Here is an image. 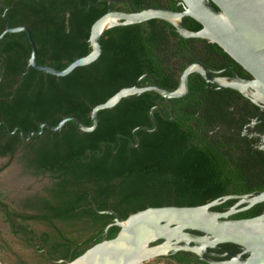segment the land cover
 Returning <instances> with one entry per match:
<instances>
[{
	"label": "trees",
	"instance_id": "1",
	"mask_svg": "<svg viewBox=\"0 0 264 264\" xmlns=\"http://www.w3.org/2000/svg\"><path fill=\"white\" fill-rule=\"evenodd\" d=\"M106 10L105 0H0V35L5 14L11 27L31 31L38 64L64 70L90 52V27ZM146 23L104 31L99 58L64 77L27 68L31 49L26 34H4L0 119L5 124L1 127H19L24 138L39 131L41 123L56 127L68 117L90 127L92 108L123 88L146 86L152 78L161 88L174 90L169 69L155 51L164 30L174 33L175 29L163 20ZM183 24L189 31L200 28L193 19L185 18ZM175 36L179 37L176 32ZM160 101L163 98L155 92L133 95L99 111L90 133L67 121L58 131L45 128L23 142L24 169L32 176L50 178V199L40 200L36 215L10 210L0 195V214L10 231L34 248L30 223L47 225L51 231L40 235L49 258L70 262L99 243L113 222L112 216L99 212L114 211L125 220L148 207L204 205L226 192L228 181L221 177L219 154L205 140L200 142L193 128H178L177 117L169 122L158 110L151 116L150 110ZM7 150L0 155L14 151ZM232 203L229 200L227 205ZM118 230L109 227L107 239ZM187 255L178 252L160 260L189 264ZM42 258L40 264L46 263Z\"/></svg>",
	"mask_w": 264,
	"mask_h": 264
},
{
	"label": "water",
	"instance_id": "2",
	"mask_svg": "<svg viewBox=\"0 0 264 264\" xmlns=\"http://www.w3.org/2000/svg\"><path fill=\"white\" fill-rule=\"evenodd\" d=\"M184 11L166 8H148L138 12L119 13L111 8L90 27V52L72 62L64 70L36 62L37 46L31 31L25 26L13 28L3 14L6 25L0 38L6 33L24 32L30 46L27 68L55 77H64L75 68L95 62L102 52L101 36L104 31L117 26L163 20L169 23L182 38L207 39L217 44L237 62L251 79H234L221 87L243 92L253 89L264 102V0H180ZM183 17H189L201 25L200 31H189L181 24ZM4 69V67H3ZM3 73V70H2ZM1 73V75H2ZM191 73L199 74L209 81L208 70L200 63L190 65L181 75L180 84L174 91H168L156 84L145 87L123 88L106 102L92 108V126L87 127L74 117H68L53 127L40 124V130L28 135L40 134L43 129L58 131L67 121H73L84 133H90L97 126V114L101 110L115 107L122 99L155 92L165 101L183 97L187 92V79ZM143 129V128H141ZM228 200H238L229 211L219 213L212 208ZM264 202V191L255 196L221 197L213 202L193 207H148L122 220L114 211H102L113 217L103 232V239L88 248L73 261L62 264H144L168 257L173 252H190L203 259L208 249H219L220 245L232 244L243 249L241 253L226 252L229 260L221 264H264V214L244 220L230 217ZM238 205L244 207L237 209ZM96 210L95 207H93ZM117 227L115 237L107 239L109 227ZM199 233L201 235H196ZM244 255H246L244 257ZM207 264H211L206 261Z\"/></svg>",
	"mask_w": 264,
	"mask_h": 264
},
{
	"label": "flooded vegetation",
	"instance_id": "3",
	"mask_svg": "<svg viewBox=\"0 0 264 264\" xmlns=\"http://www.w3.org/2000/svg\"><path fill=\"white\" fill-rule=\"evenodd\" d=\"M105 2L107 10L111 8L119 13L138 12L148 8H166L172 11L185 10V5L180 0H105ZM89 5H91V2H89ZM185 18L191 19L183 17L181 19L183 27H185L183 24ZM201 28L200 25V28L196 31H200ZM175 32L176 30H174ZM174 33L171 29L164 30L165 36L160 40L159 50L155 51L159 60L163 62L162 65L169 69L170 82L176 84L174 90L180 84L182 72L190 65L202 64L208 70L210 80L206 81L199 74L191 73L190 75L193 78L191 79L189 78L190 75L188 76L186 94L178 99L170 101L163 99V101L156 102L150 110L151 116H153L154 110H158L162 117L166 115L169 122L177 117L179 121L178 128H193L197 139H200V142L203 143L202 140H205V143L207 142L214 152L219 154L218 160L222 164V166L219 164L222 170L221 177L228 181L226 185L228 189L226 192H220L219 198L230 195H257L264 191V102L253 89L240 92L220 86L221 84H229L236 78L248 80L251 79V76L217 44L210 40L182 38L179 35V37H173ZM1 58L4 59L3 56ZM146 84V86H150L155 82L151 78ZM153 121L154 126H156L154 117ZM4 124L0 119V152L5 150L6 147L8 148L7 151L11 152L12 149L14 151L11 155L9 153L0 155V168L7 163L8 165L11 164L17 158L19 167L24 169L23 146L29 138H24L23 131L19 127L12 130L5 127L3 129L1 126ZM7 132H9L8 135ZM33 177L46 180V182L39 192L26 195L21 199L20 206L21 212L37 215L39 209H36V207H40V200L50 199L51 181L47 175ZM238 189L244 190L238 192ZM228 201L213 207L212 210L224 213L238 202V200H233L232 205L228 206ZM209 203L211 201L206 204ZM242 207L244 205H238L236 208ZM262 214H264V202L241 211L230 218L244 220ZM44 226L47 227V225ZM40 233L44 232L38 233L33 230L31 235L34 238V251L41 259H43L42 257L47 259L44 264H60L62 260L56 261L49 258ZM195 234L201 235L199 233ZM242 251L243 249L238 246L224 244L220 245L219 249H208L209 254L205 253L203 259L193 253H186H188L187 258L191 259L189 264H207L206 261L211 264H221L230 259L228 255H225L226 252L241 253ZM176 253L178 252L170 253L169 256ZM164 260L168 264H177L170 259Z\"/></svg>",
	"mask_w": 264,
	"mask_h": 264
},
{
	"label": "rangeland",
	"instance_id": "4",
	"mask_svg": "<svg viewBox=\"0 0 264 264\" xmlns=\"http://www.w3.org/2000/svg\"><path fill=\"white\" fill-rule=\"evenodd\" d=\"M46 180L35 178L18 165L15 158L11 164H5L0 168V195L10 210L21 212V199L26 195L39 192ZM33 230L50 232L51 230L35 222L30 223ZM65 232L69 230L57 225ZM41 259L33 247H28L24 240L14 235L8 224L0 214V264H40ZM146 264H168L166 260H154ZM171 264V263H169Z\"/></svg>",
	"mask_w": 264,
	"mask_h": 264
},
{
	"label": "built area",
	"instance_id": "5",
	"mask_svg": "<svg viewBox=\"0 0 264 264\" xmlns=\"http://www.w3.org/2000/svg\"><path fill=\"white\" fill-rule=\"evenodd\" d=\"M158 260V259H157ZM154 261V260H153ZM150 262H152V261H150ZM147 263H149V262H147ZM144 264H146V263H144Z\"/></svg>",
	"mask_w": 264,
	"mask_h": 264
}]
</instances>
